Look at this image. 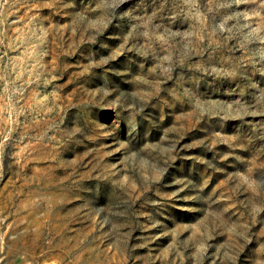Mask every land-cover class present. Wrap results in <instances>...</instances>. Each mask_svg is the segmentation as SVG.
Wrapping results in <instances>:
<instances>
[{"label":"rangeland","instance_id":"374dc122","mask_svg":"<svg viewBox=\"0 0 264 264\" xmlns=\"http://www.w3.org/2000/svg\"><path fill=\"white\" fill-rule=\"evenodd\" d=\"M0 264H264V0H0Z\"/></svg>","mask_w":264,"mask_h":264}]
</instances>
